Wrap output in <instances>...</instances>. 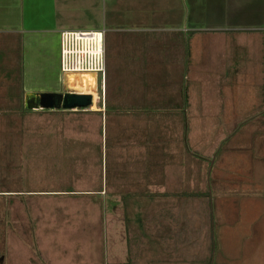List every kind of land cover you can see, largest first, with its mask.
I'll return each instance as SVG.
<instances>
[{
    "label": "rangeland",
    "instance_id": "374dc122",
    "mask_svg": "<svg viewBox=\"0 0 264 264\" xmlns=\"http://www.w3.org/2000/svg\"><path fill=\"white\" fill-rule=\"evenodd\" d=\"M240 1L232 23L222 12L225 28L187 33L191 66L179 62L162 80L165 71L149 61L155 82L164 84L103 85L92 72L78 73L61 91L90 93L87 111L0 112L1 127L15 126L0 132L3 145L13 144L0 146V264H127L128 239L134 264L219 263L222 224L246 215L233 212L245 202L232 201V158L252 148L257 156L255 137L264 126V38L257 33L264 34L252 28L258 17L263 23L264 0ZM9 39L21 90H57L59 33ZM119 48L110 53L112 67L120 64L113 58ZM138 89L142 99H123ZM106 100L142 106L108 117L92 112L104 110ZM176 102L178 109L165 108ZM243 244L236 250L248 251Z\"/></svg>",
    "mask_w": 264,
    "mask_h": 264
},
{
    "label": "crops",
    "instance_id": "0c3cea01",
    "mask_svg": "<svg viewBox=\"0 0 264 264\" xmlns=\"http://www.w3.org/2000/svg\"><path fill=\"white\" fill-rule=\"evenodd\" d=\"M225 4L228 5L226 8ZM243 7L244 3L240 0L229 3L225 0H0V38H4L3 42H0V112L9 115V112L18 109L20 99L24 101L25 93L32 92L31 89L24 87L21 90L22 83L15 62V46L9 39L17 34L38 31L59 33L60 46L61 33L64 31H99L103 36L105 54L104 83L107 81L108 84L127 86L164 84L165 81L155 82L151 74L155 66L149 64V61L157 63L156 70L165 71L159 74L158 78L162 80L165 78L166 70L176 68L179 62H187L188 66H191L187 33L200 26L208 31L221 30L226 24L222 12L228 15V23H232L234 13ZM253 25V29L263 30L264 34V18L261 24L258 17ZM257 34L264 38L261 32ZM225 35L218 33L216 37H227ZM119 44L120 57L116 55L113 58L115 62L118 59L120 64L112 67L110 53L117 52ZM152 51L157 55H151ZM181 53L184 55L187 53V61L185 56L183 60L177 56ZM114 68L119 69L118 76L113 74ZM59 73L56 77L61 82L60 87L52 92H60L66 85L69 87V77L78 74L62 72L60 56ZM21 91L23 94L20 98L17 94ZM134 91L124 92L125 96L121 98L142 99L141 90L133 93ZM10 101L11 104L6 103ZM126 104L140 106L138 103ZM101 111L104 115L105 110ZM20 112L26 113L22 110ZM14 129L15 126L12 124L0 126V132L7 133ZM255 142V145L261 146L257 156L253 155L255 150L252 148L254 153L250 152L247 156L237 155L232 158L234 168L229 166L233 169V173L227 174L232 178L234 189L232 201L238 200L237 203H240L243 199L245 202L243 205L240 204V207L239 204L234 206L233 212L241 214L244 212L246 215L244 219L242 216H237L239 219L235 218L234 215L236 222L228 221L222 224L218 233L220 239L217 251L214 254V261L216 263V260H219L218 264H236L238 259L241 264H264V126L262 134L255 137ZM0 146L13 148V144L10 145L7 140L4 141V145L0 142ZM240 161L245 162L244 170L236 168V163ZM224 164L229 165L230 162L227 160ZM243 172L247 175L241 176ZM221 174L214 173L216 178L223 179L225 176ZM243 188L245 192L240 191ZM216 189L221 191V187ZM244 205L246 207H243ZM243 243L248 245V251L236 250V247L244 246Z\"/></svg>",
    "mask_w": 264,
    "mask_h": 264
},
{
    "label": "built area",
    "instance_id": "2783aa9c",
    "mask_svg": "<svg viewBox=\"0 0 264 264\" xmlns=\"http://www.w3.org/2000/svg\"><path fill=\"white\" fill-rule=\"evenodd\" d=\"M103 36L99 31H64L60 38V70L64 73L92 72L104 85Z\"/></svg>",
    "mask_w": 264,
    "mask_h": 264
},
{
    "label": "water",
    "instance_id": "95a60500",
    "mask_svg": "<svg viewBox=\"0 0 264 264\" xmlns=\"http://www.w3.org/2000/svg\"><path fill=\"white\" fill-rule=\"evenodd\" d=\"M90 93L65 90L64 92H26L24 108L33 109H87L92 106Z\"/></svg>",
    "mask_w": 264,
    "mask_h": 264
},
{
    "label": "trees",
    "instance_id": "16d2710c",
    "mask_svg": "<svg viewBox=\"0 0 264 264\" xmlns=\"http://www.w3.org/2000/svg\"><path fill=\"white\" fill-rule=\"evenodd\" d=\"M179 103L178 102H176V103H171V104H168L165 108H174V109H178L179 108ZM147 108L148 106H144V108ZM149 107H153L152 105H149ZM104 115L105 116H110L114 111H120V110H124V109H126V110H129V109H135V108H141V106H138V105H136V104H126V103H119V102H116V103H110V102H108V100H106L105 101V103H104ZM119 108H120V110H119ZM19 109L20 110H22V112H29V111H33V110H26V109H24L23 108V106H22V103H20V106H19ZM80 110H82V111H87V110H84V109H80ZM60 111H63V110H60ZM92 111V110H91ZM93 113H96V114H98L100 117L102 116V111L101 110H98V111H96V110H93L92 111ZM177 111H171V112H169V114H172V115H174L175 113H176ZM136 113V112H135ZM153 113H157V114H167L166 112H153ZM150 114V113H149ZM151 115V114H150ZM128 247H129V257H130V260H129V262L127 263V264H134V262H135V260H133V254H132V251H131V249H132V242H131V239H128ZM209 264H211V258H210V260H209Z\"/></svg>",
    "mask_w": 264,
    "mask_h": 264
},
{
    "label": "bare ground",
    "instance_id": "6f19581e",
    "mask_svg": "<svg viewBox=\"0 0 264 264\" xmlns=\"http://www.w3.org/2000/svg\"><path fill=\"white\" fill-rule=\"evenodd\" d=\"M84 73H91V72H84Z\"/></svg>",
    "mask_w": 264,
    "mask_h": 264
},
{
    "label": "flooded vegetation",
    "instance_id": "af4514ba",
    "mask_svg": "<svg viewBox=\"0 0 264 264\" xmlns=\"http://www.w3.org/2000/svg\"><path fill=\"white\" fill-rule=\"evenodd\" d=\"M65 90H63V91H60V92H64Z\"/></svg>",
    "mask_w": 264,
    "mask_h": 264
}]
</instances>
